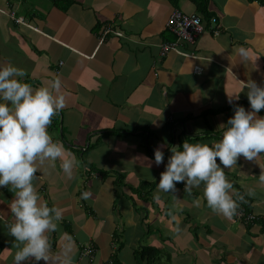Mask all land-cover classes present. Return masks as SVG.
Returning <instances> with one entry per match:
<instances>
[{
	"label": "crops",
	"instance_id": "crops-1",
	"mask_svg": "<svg viewBox=\"0 0 264 264\" xmlns=\"http://www.w3.org/2000/svg\"><path fill=\"white\" fill-rule=\"evenodd\" d=\"M196 4L0 0V65L21 68L20 79L34 89H51L60 78L54 94L66 100L48 131L74 157L73 175L59 160L37 161L34 180L42 201L63 212L48 233V264H264V154L225 169L237 210L253 222L214 212L203 184L191 192L184 182L175 191L157 188L173 146L218 142L234 106L250 109L243 82L264 86V0H208L201 16L216 18L221 34L206 31L196 46L183 47L196 57L160 56V45L175 40L166 28L171 14H199ZM108 25L122 37L101 41ZM160 145L165 160L157 166ZM12 199L0 188V264H13L17 250L5 226ZM87 245L96 253L85 256Z\"/></svg>",
	"mask_w": 264,
	"mask_h": 264
},
{
	"label": "clouds",
	"instance_id": "clouds-1",
	"mask_svg": "<svg viewBox=\"0 0 264 264\" xmlns=\"http://www.w3.org/2000/svg\"><path fill=\"white\" fill-rule=\"evenodd\" d=\"M236 51L241 57L248 55L243 47ZM24 76L25 72L17 66L0 65V188L7 187L13 193L12 221L5 223L8 234L15 238L17 250L13 264L32 258L37 264L41 260L48 264V233L57 229L56 222L63 218V212L42 201L34 184L38 171L36 164L37 161L59 160L62 170L72 177L75 159L66 156L62 144L54 141L48 131L52 118L66 107L65 96L54 94L60 91L62 81L57 77L51 83V89L46 86L34 89L20 79ZM243 85L248 90L250 109L236 104L234 115L226 124L219 125V129H223L222 137L212 145L186 140L182 146H173L160 175L158 190L175 191L177 182H184L185 191L191 192L203 184V196L209 208L225 217L237 216L238 204L232 195L234 186L226 177L225 169L237 165L241 156L251 161L264 154V116L259 115L264 109V86L251 79ZM235 98L238 100L239 95ZM162 147L154 149L157 166L165 160ZM258 180L264 184V171ZM89 196L90 193L85 191L81 198L88 199ZM196 203L198 205L199 200ZM247 215L248 221L253 222L251 215ZM90 246L94 247L87 245L84 248Z\"/></svg>",
	"mask_w": 264,
	"mask_h": 264
},
{
	"label": "built area",
	"instance_id": "built-area-1",
	"mask_svg": "<svg viewBox=\"0 0 264 264\" xmlns=\"http://www.w3.org/2000/svg\"><path fill=\"white\" fill-rule=\"evenodd\" d=\"M0 12H3L0 9ZM19 23H24L23 19H16L14 14L9 15ZM167 31H169L174 37V41H167L160 45V56L166 58L171 53H176L184 57H196L194 53H190L183 49L184 46H196L202 35L209 31L213 36L218 37L221 34V26L216 18H212L208 23L199 14H185L181 11H174L167 21ZM122 37V34L117 33L113 26L106 27L101 41L109 36ZM238 219L250 218L245 210H238ZM95 252L94 247L90 246L84 248L83 253L85 256L93 255ZM112 264V263H111Z\"/></svg>",
	"mask_w": 264,
	"mask_h": 264
},
{
	"label": "trees",
	"instance_id": "trees-1",
	"mask_svg": "<svg viewBox=\"0 0 264 264\" xmlns=\"http://www.w3.org/2000/svg\"><path fill=\"white\" fill-rule=\"evenodd\" d=\"M66 0H55V3L60 7L61 3L64 2ZM68 4H70V2H68ZM197 7H198V12L199 15H202L203 13H207V6H208V0H197ZM67 9L64 8V10ZM211 20V19H210ZM209 20V21H210ZM170 33V32H169ZM171 34V33H170ZM172 35V34H171ZM175 38V37H174ZM242 199H238V203L241 202ZM0 251H1V247H0Z\"/></svg>",
	"mask_w": 264,
	"mask_h": 264
},
{
	"label": "rangeland",
	"instance_id": "rangeland-1",
	"mask_svg": "<svg viewBox=\"0 0 264 264\" xmlns=\"http://www.w3.org/2000/svg\"><path fill=\"white\" fill-rule=\"evenodd\" d=\"M105 29V28H104ZM104 29H103V31H104ZM103 31L101 32V34L103 33Z\"/></svg>",
	"mask_w": 264,
	"mask_h": 264
}]
</instances>
